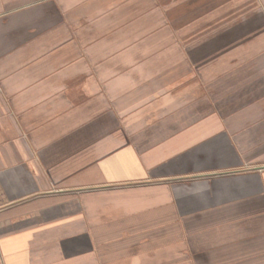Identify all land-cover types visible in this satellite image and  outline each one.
Returning <instances> with one entry per match:
<instances>
[{
  "label": "crops",
  "instance_id": "obj_1",
  "mask_svg": "<svg viewBox=\"0 0 264 264\" xmlns=\"http://www.w3.org/2000/svg\"><path fill=\"white\" fill-rule=\"evenodd\" d=\"M251 2L0 0V264H264V57H205Z\"/></svg>",
  "mask_w": 264,
  "mask_h": 264
},
{
  "label": "rangeland",
  "instance_id": "obj_2",
  "mask_svg": "<svg viewBox=\"0 0 264 264\" xmlns=\"http://www.w3.org/2000/svg\"><path fill=\"white\" fill-rule=\"evenodd\" d=\"M248 6H249V8L247 11V13H248L247 16L234 18V22H239V25H236L235 27L229 28V27H227L229 25L227 24V21L225 18L222 20L223 26L221 27V30L218 29L219 34H217L216 31L205 34V36L207 37V41L205 42V51H206L205 57L214 58V56H215L216 58L217 57L222 58L223 64L221 66H218V68L216 69V71H218V70H220L219 68L221 67V70H222V72H221L222 75L220 77L221 80H223L224 78L228 79V74L230 73V70L234 71L233 73H235V72H238L239 74L248 73L249 72L248 67L250 65H253V64L256 65V66H254V68H256V72H255L256 74L254 75L253 80L257 81L258 79H261V77H262V75H261L262 66L260 65V58L264 57V15H262V14L257 15L259 10L257 9V6L254 3L251 2ZM255 13H256V15L253 17L252 15ZM108 14H110V13H106V15H108ZM107 18L111 19V15H109ZM196 19H198V18L197 17H191V15L187 14L184 18L179 19V23L182 24V22H183V24L191 25L194 23V21ZM243 21L248 22V23L242 24ZM184 22H186V23H184ZM79 23H81V22H79ZM87 23L89 24V21H87ZM82 25H83V23H81L79 26H82ZM213 25H216V24H213ZM175 28H177V27H175ZM215 33L217 36L214 39L215 42H213L211 39H213L212 35H214ZM187 35L194 36L195 34H182L181 32L178 31V29L173 33V41H175V43L179 42L180 46H181V48H177V46H176L175 51L173 50L174 56H178V57L179 56L180 57L198 56V54L196 53V48L191 49V46H198L197 45L198 42H195V43L185 42L184 43V40H186L185 37ZM202 36H204L203 33L197 35L196 37H191V39H193L192 42L196 38H199L200 40L203 39ZM140 37L141 36L139 34L136 36L135 39L144 40ZM124 38H126V36ZM124 38L120 37V39H119L118 37H115L114 40L117 41V40L134 39L132 37L131 38L129 37L126 39H124ZM208 40L209 41L211 40V43ZM148 42H152V41L150 40ZM187 45L190 46V49L187 48L188 47ZM182 46H183V48H182ZM200 53H201V50H200ZM200 55H202V53ZM230 59H231V61H230ZM258 59H259V61H258ZM225 61H227V62H225ZM243 63H246V65ZM242 64L245 66H241ZM246 67H247V69H246ZM205 69H206L207 73L214 72L213 71L214 68L208 66V63H207V66L205 67ZM236 69H238V71H236ZM194 71H195V73L199 72V70H197L196 63L191 64L190 73L194 74ZM223 81H225V80H223ZM207 94H208V92H207ZM79 99H81V98H79ZM87 99H90V98H87ZM245 100H246L245 97L239 99L238 100L239 104L245 103ZM228 102H229V97L228 98L224 97V98H222L221 105L222 104H229ZM209 103H210V101L207 100L205 105L208 106ZM94 112H95L94 121L96 123L101 124L102 122L105 123V121L112 122L114 120V118L112 116L108 117L107 116L108 114L105 115V113L98 112L97 110ZM97 131H101V130H97Z\"/></svg>",
  "mask_w": 264,
  "mask_h": 264
}]
</instances>
